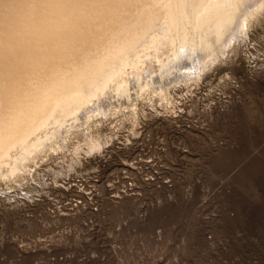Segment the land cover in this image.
Wrapping results in <instances>:
<instances>
[{
	"label": "rangeland",
	"instance_id": "obj_1",
	"mask_svg": "<svg viewBox=\"0 0 264 264\" xmlns=\"http://www.w3.org/2000/svg\"><path fill=\"white\" fill-rule=\"evenodd\" d=\"M171 97L0 182V264H264V17Z\"/></svg>",
	"mask_w": 264,
	"mask_h": 264
},
{
	"label": "bare ground",
	"instance_id": "obj_2",
	"mask_svg": "<svg viewBox=\"0 0 264 264\" xmlns=\"http://www.w3.org/2000/svg\"><path fill=\"white\" fill-rule=\"evenodd\" d=\"M263 17L264 0H0V146L17 136L0 182L33 177L100 119L135 121L144 102L171 113V90L225 63Z\"/></svg>",
	"mask_w": 264,
	"mask_h": 264
}]
</instances>
